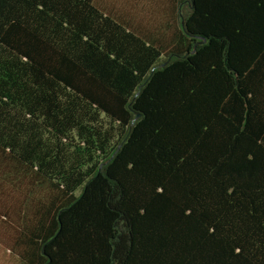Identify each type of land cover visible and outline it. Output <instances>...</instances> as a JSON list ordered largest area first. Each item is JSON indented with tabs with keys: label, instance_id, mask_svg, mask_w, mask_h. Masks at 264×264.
<instances>
[{
	"label": "trees",
	"instance_id": "obj_1",
	"mask_svg": "<svg viewBox=\"0 0 264 264\" xmlns=\"http://www.w3.org/2000/svg\"><path fill=\"white\" fill-rule=\"evenodd\" d=\"M166 29L0 0V184L44 188L22 263L264 264V0H173Z\"/></svg>",
	"mask_w": 264,
	"mask_h": 264
},
{
	"label": "rangeland",
	"instance_id": "obj_2",
	"mask_svg": "<svg viewBox=\"0 0 264 264\" xmlns=\"http://www.w3.org/2000/svg\"><path fill=\"white\" fill-rule=\"evenodd\" d=\"M173 0H99L100 4L114 12L124 13L142 30L165 32ZM169 31V30H168ZM24 180L18 187L9 182L0 184V264H24L20 247H16L19 224L23 221V208L28 194L40 196L44 188H33ZM28 192V193H26ZM3 209V213H1ZM18 251H15L17 249Z\"/></svg>",
	"mask_w": 264,
	"mask_h": 264
}]
</instances>
